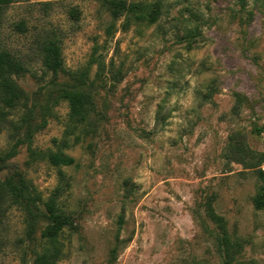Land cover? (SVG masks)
<instances>
[{"label":"rangeland","instance_id":"374dc122","mask_svg":"<svg viewBox=\"0 0 264 264\" xmlns=\"http://www.w3.org/2000/svg\"><path fill=\"white\" fill-rule=\"evenodd\" d=\"M20 21L26 32L14 29ZM121 21L106 35L101 0L4 7L0 44L28 70L13 76L27 107L0 117V179L22 177L45 199L58 184L48 154L61 149L74 163L60 168L68 225L57 241L40 236L41 202L31 218L14 207L0 264H35L46 247L58 249L55 264H225L208 203L240 245L230 264H264V209L252 204L261 182L224 155L230 135L264 153V0H163L156 23L123 30ZM47 32L72 75L42 68L36 40ZM77 89L92 100L82 125L70 123L60 97Z\"/></svg>","mask_w":264,"mask_h":264},{"label":"trees","instance_id":"16d2710c","mask_svg":"<svg viewBox=\"0 0 264 264\" xmlns=\"http://www.w3.org/2000/svg\"><path fill=\"white\" fill-rule=\"evenodd\" d=\"M17 1L20 0H0V27L4 7ZM101 6L103 10L108 12L111 19V22L105 29L106 35L109 36L115 21L120 19L122 20L120 27L123 30H126L132 23H145L147 25L156 23L161 14L163 0H153L152 2H145L143 0H101ZM67 14L74 21H77L80 17V11L77 7H69ZM14 29L20 33L27 30L24 21L17 22L14 25ZM36 43L37 55L45 71L52 72L53 74L63 73L67 76L73 74L64 66L60 41L55 35L47 32L45 35H40ZM97 48V45L93 46L90 63L96 61L94 54ZM27 70L25 62L20 57L0 44V117L4 116V109L16 110L19 107H27V96L13 77ZM83 75L84 73L81 72L79 77H75L80 82V86L85 84V77H81ZM60 97L68 105L70 123L82 125L88 120L92 111V100L89 93L81 89L63 90ZM17 128L20 129L21 126L15 127V129ZM18 142L16 141L15 145ZM224 155L229 161L242 163L255 169L254 172L261 185L259 192L252 198V204L255 210L264 209V169L260 168V165L264 163V153H259L248 148L243 140L234 142L232 135H230L224 149ZM4 161L5 156H0V171L4 168ZM48 161L52 166L58 168V184L45 199L40 197L31 182L22 177L17 179L11 177L0 179V247L3 242L1 237L3 220L6 213L14 207L22 209L25 211L26 216L31 218L33 211L36 209V204L41 202L43 215L47 220V224L42 229L40 236L44 241L52 245L68 225V217L59 206V198L69 183L68 178L60 168L71 166L74 163V159L64 154L61 149H58L48 154ZM206 214L221 232L218 240L219 250L224 256L225 264H230L234 250H238L240 245L229 241L224 228V220L214 212L210 203L207 205ZM58 256L59 251L57 248L49 249L46 247V249L36 255L35 264H55Z\"/></svg>","mask_w":264,"mask_h":264}]
</instances>
